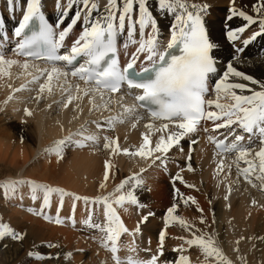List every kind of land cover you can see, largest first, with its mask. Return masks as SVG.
Listing matches in <instances>:
<instances>
[{
  "label": "snow or ice",
  "instance_id": "1",
  "mask_svg": "<svg viewBox=\"0 0 264 264\" xmlns=\"http://www.w3.org/2000/svg\"><path fill=\"white\" fill-rule=\"evenodd\" d=\"M25 3L22 18L19 19L13 33L18 42L11 49L16 57L24 59L21 61L6 56L2 42L7 41L9 37L6 32L0 36V79L11 77V69L16 65L24 70L18 75L30 76L31 79L26 80L19 88H13L9 84L12 92L21 91L32 83H38L39 91L35 98L39 100L45 92L52 93L54 82H60L66 99L62 97L61 101L55 103H61L63 108H68L74 101H82L86 96L90 105L89 113L101 109L112 113L102 119L85 120L75 131L69 130L67 135L45 147L43 149L45 153H55L61 158L64 148L69 144L85 147L88 142L98 143L100 138L88 129L89 124L95 125L98 130L114 131L118 123H124L137 109H143L147 113V123L144 125L145 131L140 133L138 143L123 146L119 143L118 136H103V148L109 151V157L120 154L138 157L148 160L149 167L158 164L166 170L170 149L174 146L180 148L182 138L196 133L202 121H211V130L218 134L208 135L207 140L218 150L214 151V156L219 155L218 171H223L226 167L230 173L235 165L238 179L242 177L252 187H259L264 191V80H257L239 71L233 65V60L238 59L235 54L232 55V59L226 61V69L222 75L220 74L214 54L219 50V44L213 40L211 28L206 27L205 18L210 10L206 0L199 2L158 0L160 12L174 17L166 42L159 39L158 21L151 10L149 0H106L103 11H100L99 0H55L59 15L54 22L46 18L41 0H25ZM19 5L20 0H6V8L13 14ZM252 8L255 16L236 9L235 0H232V5L228 9V21L237 16L246 21L236 28L229 27L227 22L224 24L226 38L232 42L236 53L243 52L244 49L236 47L235 42L240 38L239 34L250 25L258 24V28L243 39V45H248L256 37L264 34V0H257ZM72 9H75L74 15L70 17V22L65 24V18ZM81 21V31L72 41L70 48L61 52V49L66 48V37ZM3 24L4 21L0 19V29L3 28ZM137 26L138 41L133 39ZM125 29L127 40L123 47L126 48L128 43L138 44V47L131 54V58L121 66L118 59V38ZM146 29L150 31L146 32ZM78 58H82L83 62L81 63ZM31 61H42L51 67L40 68ZM61 64L63 67L58 66ZM29 68L35 69V74L28 71ZM69 77L83 81V87L78 82L73 85L69 82ZM230 77L242 78L250 84L234 82L229 79ZM125 87L129 95L136 90L137 94L133 97L135 103L132 105L122 103L123 95L119 96V101H116L114 96L123 92ZM245 90L248 94H244ZM210 96L214 98H208ZM97 97L100 103L96 102ZM11 99L13 96L10 93L5 103ZM114 102L120 103L119 112H112L110 105ZM74 108L78 113L83 112L79 103L74 104ZM24 112L26 115H32L27 107ZM141 119L144 117L136 115L131 127L135 128L136 121ZM221 129L227 134L220 133ZM204 131L208 132L209 129L205 128ZM127 139L125 137V140ZM257 139L259 148L254 150L251 145ZM191 143L196 141L192 140ZM180 150L183 151L182 148ZM232 154H234L232 162L225 164V157ZM187 159L191 160V148ZM241 162L244 166H241ZM111 167V160L106 159L104 181H107ZM186 167L188 171H193L190 162ZM144 171V168H140L139 172H132L122 179L112 191L92 197L80 196L61 187L31 179L7 180L0 186L4 188V195L7 196L15 195L18 186L27 184L31 189L33 201L37 199L36 191L42 190L43 200L40 208L29 207L28 211L56 224L64 223L65 218L60 216V210L65 196L73 198L71 205L73 215L67 217L73 224L75 201L83 200L86 206H102L103 220L94 221L95 209L88 207L87 218L83 223L104 234L101 242L110 250L114 264H159V257L164 251L166 229L171 222H178L190 233V237L178 239L183 240L189 247L198 246L204 256L203 264H209V258H212L211 264H234L216 244L214 233L198 229L194 223L176 214L178 208L176 197L185 204L189 201L195 204L196 200L191 196L185 198L180 190L175 188V184L174 200L166 209L163 217L164 229L159 232L157 253L148 259L133 258L131 255L121 258L118 254L121 235L131 233L134 236L139 233L140 225L147 221L149 216L154 215L151 211L147 212L136 222L134 228L129 229L118 212V208L123 207L125 203L140 208L146 207L139 203L135 194V189L143 184L140 173ZM182 171L183 169L172 177L173 181L186 183L181 175ZM104 181L100 184L102 189L106 187ZM186 186L195 188L194 184ZM227 191L230 193L231 187H228ZM52 193H58L60 196L54 217L45 211L51 206ZM224 199L227 200L228 196L225 195ZM251 203L256 204L257 201L253 199ZM198 211L202 213L203 209L198 208ZM199 219L203 224V215ZM23 235L8 223L0 221V239L10 237L12 240H21ZM47 246L56 247L51 242H48ZM174 251L181 253L174 264H191L189 256L183 254L185 251L183 244L177 246ZM27 255L38 260L51 258V254H42L37 250H30Z\"/></svg>",
  "mask_w": 264,
  "mask_h": 264
},
{
  "label": "bare ground",
  "instance_id": "2",
  "mask_svg": "<svg viewBox=\"0 0 264 264\" xmlns=\"http://www.w3.org/2000/svg\"><path fill=\"white\" fill-rule=\"evenodd\" d=\"M41 2L42 10L49 15L48 19L54 22L59 15L55 0H41ZM105 2L106 0H99L100 11H103ZM206 2L210 5L209 13L205 18L206 27L211 28L212 38L219 44V50L214 54L220 74L222 75L223 70L226 69V61L232 59V55L235 54L238 59L233 60V65L239 71L251 75L257 80H264V36L256 37L246 46L242 43L243 39L257 30L258 24L250 25L243 33L239 34L240 38L235 42V45L244 50L236 53L232 42L226 38L224 24L227 22L229 27L236 28L242 26L246 21L238 16L233 17L230 21H225L229 16L228 7L232 5V0H206ZM149 3L158 21L159 39L166 42L174 17L171 14L164 15L160 12L158 0L155 3L153 0H149ZM256 3L257 0H235V7L248 13L249 9H253L252 5ZM25 7V0H20V5L13 14L7 10L6 0H0V19L4 21L3 28L0 29V36L6 32L7 36L11 37L19 19L22 18V9ZM73 10L69 11V15L73 13ZM221 10H224L222 18ZM93 15L95 16L96 13ZM68 22V17H66L65 24ZM81 29L82 21L78 22L66 37L69 47ZM147 31L150 29H146ZM133 39L139 40L138 26ZM126 40L127 31L125 29L118 38L124 62L131 58V54L138 47V44L132 43H128L126 48L123 47ZM11 49L10 46L4 49L6 56L21 61L24 59L16 57L14 53L8 54L7 50L13 52ZM229 51L232 52L229 53ZM31 63L40 68L51 67V65H43L36 61H31ZM23 71L19 66L14 65L11 69V77L0 79V162L14 165L16 173L19 171L16 176L13 175L16 173L12 172L13 176H8L6 181L31 179L61 187L80 196L92 197L99 193L112 191L130 173L139 172L140 168H144L145 171L140 173L143 184L135 189V194L139 203L146 207L140 208L125 203L123 207L118 208V212L129 229L135 227L142 214L151 211L154 215L149 216L151 218L140 225L139 233L134 236L131 233L121 235L118 254L122 259L128 255L133 258L148 259L152 254L157 253L159 238L154 237L152 231L155 233L159 229V223L164 222L163 217L167 206H170L174 200L173 184H175V188H178L185 198L191 196L196 200L195 204L191 201L185 204L183 200L176 197L177 215L194 223L198 229L214 233L216 244L234 264H264V207L261 206L264 205V191L259 187H252L242 177L238 179L235 165L230 173L226 167L223 171H218L219 155L214 156V151L217 150L207 140L208 135L218 134L211 130V121L201 124L198 131L191 134L190 137L182 138L180 148L183 151L175 146L170 149L166 170L158 164L149 167L148 160L138 157L132 158L124 154L109 157V151L103 148L104 135L118 136L119 143L123 146L139 142L140 133L145 131L144 125L147 123V117L140 109H137L124 123H118L114 131L98 130L95 125L89 124L88 129L99 136V142H88L85 147L69 144L64 148L62 157L58 158L55 153L48 154L43 149L67 135L69 130L75 131L85 120L102 119L112 113L103 109L89 113L90 105L86 96L82 101H74L68 108H63L61 103H55V101H61L62 97L66 99L60 82H54L52 93L45 92L39 100L35 98L39 91L38 83H32L21 91L12 92L8 87L9 84L13 88H19L22 83L31 79L30 76L18 75ZM28 71L35 74L33 68H29ZM68 79L73 85L78 82L83 87V81L72 77ZM229 79L234 82L250 84V82L243 81L242 78L230 77ZM42 82L43 79L40 83ZM66 86L64 85V87ZM73 91H75L74 87ZM237 92L239 93V90ZM10 93L13 99L5 103ZM244 94H248L247 90ZM114 96L116 101H119L120 94H114ZM123 96V104H134L133 94H123ZM210 98L214 97L210 96ZM96 102L100 103L99 97L96 98ZM76 103L80 104L83 112L78 113V110L74 108ZM25 107L31 110L32 115L25 114ZM110 108L113 113L121 110L118 102L111 104ZM136 115H140L144 119L136 121V127L132 128L131 125ZM205 128H208L209 131L205 132ZM219 132L227 134L224 129ZM17 135H21L24 141H20ZM153 135L155 136V133ZM125 137L128 139L125 140ZM78 138L74 137V139ZM192 140H195L196 143H191ZM251 146L254 150H258V139ZM189 148H191L190 161L187 159ZM233 158L234 154L226 156L225 164L231 163ZM106 159L111 160L112 167L109 169L107 181H104ZM189 162L193 171H188L186 167ZM241 166H244L243 162H241ZM181 169H183L181 175L186 183L172 179ZM102 181L106 184L103 189L100 188ZM186 184H194L195 188L187 187ZM228 187H231L230 193L227 191ZM2 188L0 186V221L8 223L18 232H24V239L21 243L16 244L17 247L15 244L13 247L10 246L13 243L10 237L4 238V240L0 239V264H114L110 250L105 248L101 242L104 234L83 223L87 218L88 207L95 209L94 221L103 220V212H100L102 206H86L83 200L75 201V224H73L70 219H67L73 215L71 211L73 198L65 196L63 207L60 210V216L65 218L64 223L56 224L28 211L29 207L40 208L43 199L39 198L37 193H42V190L36 191L37 199L33 201L31 189L27 184L18 186L16 190L18 193L16 192L17 195L14 196L11 194L5 196L4 188ZM225 195L228 196L227 200L224 199ZM16 197L21 206L11 207L8 202L11 199H17ZM253 199L257 201L256 204L251 203ZM59 201V194L52 193L50 195L51 206L45 211L54 217ZM198 208L203 209V212L198 211ZM201 215L204 217L203 224L199 219ZM167 230L164 250H168L171 258H178L181 255L180 252L173 251L172 247L176 248L183 244L185 248L183 254L189 256L191 264H203L204 256L198 246L189 247L183 240L178 239V237H190V233L183 226L178 222H171ZM48 242L56 247L49 248ZM129 249H134V251H129ZM234 249H238V251H234ZM30 250L51 254V258L38 260L29 257L27 253ZM68 253L71 255H66ZM162 259L163 255L159 257V264L161 261L165 262ZM211 261L212 258H209V264Z\"/></svg>",
  "mask_w": 264,
  "mask_h": 264
},
{
  "label": "rangeland",
  "instance_id": "3",
  "mask_svg": "<svg viewBox=\"0 0 264 264\" xmlns=\"http://www.w3.org/2000/svg\"><path fill=\"white\" fill-rule=\"evenodd\" d=\"M230 7V6H229ZM229 7H228V9H229ZM225 9V8H224ZM74 11H75V9L73 10V13L72 14H70L69 16H68V21L70 22V17L72 16V15H74ZM253 12V13H252ZM223 13H224V10H221V18H222V16H223ZM248 13L249 14H251V15H253V16H255L256 15V13L253 11V9H249V11H248ZM225 21H227V17H226V19H225ZM221 22V21H220ZM222 23V22H221ZM260 36H264V35H260ZM259 36V37H260ZM11 47V46H10ZM65 51V50H64ZM232 51H229V53H231ZM7 53L9 54V53H13V52H8V50H7ZM12 131H14V132H16L15 130H12ZM18 137H19V139H20V141H24V138H23V140H21V135H17ZM9 167H11V168H9ZM12 172H14V173H16V170H15V166L13 165H7V163H3V162H0V184L1 183H4L5 181H6V178L8 177V176H16V175H18V172L16 173V174H13L12 175ZM3 189V188H2ZM3 192H4V190H3ZM17 193H18V191H16ZM42 192V191H41ZM15 195H17V194H15ZM14 196V195H13ZM37 196L39 197V198H41V199H43V192L42 193H37ZM17 198V197H16ZM8 204L9 205H11V207H19V205L21 206V203H19V201H18V198L17 199H11V200H9V202H8ZM167 207H169V206H167ZM103 209L102 208H100V212H103L102 211ZM146 213H144V214H142V215H145ZM141 215V216H142ZM141 216H139V217H141ZM148 218H151V217H148ZM160 224V226H159V229H157L156 230V232L154 233L153 231H152V235L154 236V237H156V238H159V232H160V230L161 229H164V222L163 223H159ZM168 230L166 229V232H167ZM21 233H23L24 234V232H21ZM23 239H24V235H23V237H22V239L21 240H13L12 242L13 243H11V247H13V245L15 244V246H16V244H19V243H21L22 241H23ZM2 240H4V239H2ZM17 247V246H16ZM173 248H175V247H172V250L174 251V249ZM165 252V255H164V253H163V259L162 260H165V262L164 263H162V261L160 262V264H174V262H175V260L177 259L176 257H173V258H171V256H169V254H168V250L167 249H165L164 250ZM166 253H167V255H166ZM162 256V255H161ZM165 257V258H164Z\"/></svg>",
  "mask_w": 264,
  "mask_h": 264
}]
</instances>
